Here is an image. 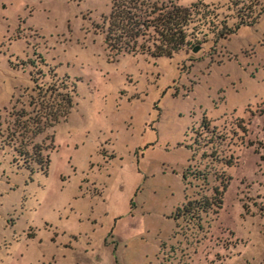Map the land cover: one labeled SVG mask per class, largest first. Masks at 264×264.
I'll return each mask as SVG.
<instances>
[{"label":"rangeland","instance_id":"374dc122","mask_svg":"<svg viewBox=\"0 0 264 264\" xmlns=\"http://www.w3.org/2000/svg\"><path fill=\"white\" fill-rule=\"evenodd\" d=\"M172 1L206 17L153 58L113 0H0V264H264V0Z\"/></svg>","mask_w":264,"mask_h":264},{"label":"trees","instance_id":"16d2710c","mask_svg":"<svg viewBox=\"0 0 264 264\" xmlns=\"http://www.w3.org/2000/svg\"><path fill=\"white\" fill-rule=\"evenodd\" d=\"M201 2L197 1L189 5H181L174 3L172 0L167 2H158L157 0H113L111 10L108 16L103 21L105 30L104 43L107 48L114 51L115 54L132 53V54H149L153 58L160 56L172 57L175 52L181 49L189 41L188 25L205 19L204 13L199 14L195 18L196 8ZM254 20H241L245 25L253 24ZM238 28V25L229 30L227 34L233 33ZM52 90L43 87L39 93L45 97V93ZM41 97V99H42ZM68 107L65 111L56 114L50 123L51 126L60 121L61 118L66 119L70 108L73 106L72 97L66 98ZM204 126V125H203ZM262 132L264 134V118L262 119ZM264 136V135H263ZM251 145V143H249ZM22 152V151H20ZM256 152H259V158L264 161V140L258 142ZM24 153V152H22ZM34 161L43 162V153L40 147L34 149ZM28 158V157H27ZM29 162V159H26ZM228 165L231 161L228 160ZM185 180V174H182ZM229 177H221L219 186L212 187V194L209 198L199 200V205L196 202H188L182 205L181 211L187 214L188 212L194 215L195 210L197 216L199 212H206L211 209L213 213L222 204V195L227 186Z\"/></svg>","mask_w":264,"mask_h":264},{"label":"water","instance_id":"95a60500","mask_svg":"<svg viewBox=\"0 0 264 264\" xmlns=\"http://www.w3.org/2000/svg\"><path fill=\"white\" fill-rule=\"evenodd\" d=\"M198 48V46H194L192 50H196Z\"/></svg>","mask_w":264,"mask_h":264},{"label":"crops","instance_id":"0c3cea01","mask_svg":"<svg viewBox=\"0 0 264 264\" xmlns=\"http://www.w3.org/2000/svg\"><path fill=\"white\" fill-rule=\"evenodd\" d=\"M0 22L3 23V20H0ZM4 37H5V36H4ZM4 37H3V38H4ZM13 41H14V40H12V42H13ZM10 45H11V44H10ZM0 51H1V50H0Z\"/></svg>","mask_w":264,"mask_h":264}]
</instances>
